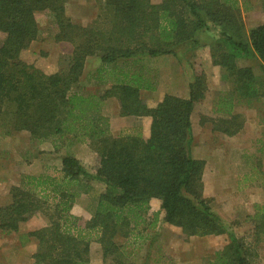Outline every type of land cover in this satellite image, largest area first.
Listing matches in <instances>:
<instances>
[{
  "label": "trees",
  "instance_id": "16d2710c",
  "mask_svg": "<svg viewBox=\"0 0 264 264\" xmlns=\"http://www.w3.org/2000/svg\"><path fill=\"white\" fill-rule=\"evenodd\" d=\"M97 1V19L83 26L67 16L68 0H0V32L7 35L0 45V140L20 132L37 144L69 138L87 144L99 159L92 172L65 155L61 169L11 187L10 203L0 206L1 233H18L36 214L48 221L22 237L37 241L33 264H93V242L101 246L103 264H135L117 239L149 236L145 230L154 229L161 214L148 217L154 199L161 202L164 222L186 237L226 233L204 198L206 161L193 157L191 116L208 92L206 76L194 77L188 99L166 94L150 108L140 93L154 90L157 78L140 58L177 56L179 48L193 52L200 40L209 41L212 65L220 68L222 82L232 86L217 103V112L225 115L203 120L211 123L213 132L238 135L245 119L232 112L235 101L253 106L264 100V77L238 65L239 60L256 58L264 71V23L246 35L235 0ZM41 11L53 15L55 41L73 46L71 54H60L58 70L51 74L21 56L38 38L35 14ZM91 57L101 62L93 77L105 88L85 93L79 82ZM109 100L115 101L121 117L148 118L146 132L132 128L112 135L103 112ZM257 143L263 152L264 132ZM262 171L258 173L264 181ZM94 182L103 191L83 227L71 210ZM251 219L253 241L233 236L207 264H256L255 248L264 236V205Z\"/></svg>",
  "mask_w": 264,
  "mask_h": 264
},
{
  "label": "rangeland",
  "instance_id": "374dc122",
  "mask_svg": "<svg viewBox=\"0 0 264 264\" xmlns=\"http://www.w3.org/2000/svg\"><path fill=\"white\" fill-rule=\"evenodd\" d=\"M235 2L241 10L246 35L253 28L264 23V0H235ZM99 13L100 5L97 0H68L66 4V14L75 24L89 25L97 19ZM35 17L39 35L37 40L23 51L22 59L48 74L55 73L58 70L60 54H71L73 46L68 42L55 41L58 27L52 13L36 12ZM6 37L5 33L0 32V45ZM205 38L207 39V36ZM200 42L202 44L200 43L193 52L185 53L182 47L178 49L177 56H157L156 59L159 61L156 62V66L150 60L149 64L143 58L140 59L151 69L153 75L155 74L156 82L159 79L165 81L164 91L166 92L179 91L182 86L186 87L185 81H192L200 73L205 74L207 84L209 81L210 90L206 93L205 99L195 105L192 115L193 156L206 161L203 176L204 198L210 202L227 230L225 234L219 236L186 237L180 229L164 222V215L160 209L161 202L154 199L150 215L151 212H161L162 215L159 216L160 220L154 229L145 230L149 236L143 240L117 239L124 245L130 260L135 264H207L215 252L222 250L233 236L243 238L247 243L253 241L254 225L251 218L257 208L264 205L263 175L258 173L259 169L264 172V151H259L260 146L257 143L264 132V100L258 104L254 103L253 106H248L244 103L245 101L239 104L235 101L232 112L242 114L247 124L236 136L229 137L213 132L209 121L203 123L205 119L225 115L223 111L217 112V99L220 95L218 92L229 93L232 91V86L228 82H222L220 68L212 65L209 41L204 43V40H200ZM143 57L146 58V56ZM98 60L88 61V68L80 79V89L85 93L101 92L105 88L93 77V68L100 63ZM238 62L240 67L249 66L255 75L264 77L262 62L259 59L250 58ZM158 66L159 68H156ZM172 79L176 85L175 90L172 87L174 86L171 83ZM221 102L222 100L218 103ZM142 130L144 133V128ZM68 142L58 143V148L52 147L49 142H47L48 145L47 143L37 144L30 141L27 132L1 139L0 205L7 203L13 183L25 182L24 175L27 172L53 173L49 169L57 168L64 155L80 157L81 159L78 160L81 164L88 171L93 172L99 160L96 153L80 142L75 143L73 147L71 144L75 141ZM255 163L260 167L259 169ZM93 203L90 208L92 213L96 200ZM34 222V227L48 224L43 214H40ZM0 244L2 245L0 264H11L14 258L21 255V252L16 256L15 252L5 250L6 245L9 244L7 237L0 236ZM255 249L258 254L255 257V263L264 264V236L258 248ZM93 255H97V252ZM27 257L28 255L23 252L20 259L22 262L27 261Z\"/></svg>",
  "mask_w": 264,
  "mask_h": 264
},
{
  "label": "crops",
  "instance_id": "0c3cea01",
  "mask_svg": "<svg viewBox=\"0 0 264 264\" xmlns=\"http://www.w3.org/2000/svg\"><path fill=\"white\" fill-rule=\"evenodd\" d=\"M168 56H172V55H168ZM142 58L144 60H146L148 63H149V60H150L151 63H153V65H155V66H156V62L159 61V60L156 59L157 57H146V58L142 57ZM90 59L98 60L99 58L98 57L88 58L86 60V64H85V71L88 68V61H90ZM98 61L100 62V60H98ZM142 62L144 63V61H142ZM100 66H101V62L98 64V66H95L93 68L94 69L93 74L96 72V70ZM241 67H249V66H241ZM156 68H159V66L156 67ZM162 71L164 72L165 70H162ZM192 81H193V79H192ZM192 81H190V80L185 81L186 87L182 86V88L179 91H177L178 92L177 93L176 91H174V92H172V91H169V92L168 91L167 92L164 91L165 81H162V79L161 80L159 79V80H157V85H156V87H155V89L153 91L142 90L140 95H141L142 100L150 108H153L158 103H160L163 100V98H164V96L166 94L174 95V96H177V97H180V98H183V99H188L189 98V92H190L189 91V86L192 83ZM171 83H172V85H174L175 82H174L173 79H172ZM207 86H208V91H209L210 90L209 81H208ZM172 87H173L174 90L176 89L175 88L176 85H174ZM225 92L224 93H222L221 91L218 92V94H220V95H219V97L217 99V103L220 101L221 97L224 96ZM110 108H112V111H110ZM194 109H195V107H194ZM103 112H104L105 116L109 117V119H110V131H111V134L114 135V136H119L124 131L132 129V128H144V132H146V128H147V125H148V118H146V117H140V118H137V117H121L119 115L118 106H117V104L115 103L114 100H109L105 104ZM193 113H194V111H193ZM233 113H235V112H233ZM191 121H192V127H193V131H194L193 116H191ZM245 126H247L246 121H245ZM245 126H244V128H245ZM63 141L65 143L68 142V141H69L68 143H73L74 142V141H72L69 138H66ZM63 141H62V143H63ZM49 143L52 144V147L54 146L55 148H58V146H59L58 143H53V142H49ZM59 143H61V142H59ZM75 143H77V142H74V144H71L72 147L76 145ZM82 144H84V143H82ZM47 145H48V143H47ZM84 145L88 146L87 144H84ZM193 153H194V151H193ZM74 158L81 159L78 156H75ZM61 167H62V160L60 161L59 165H57V168H55V169L52 168V169H49V170L54 171V170H57V169H61ZM43 174H46V173H44V172H40V173L27 172L26 175H24V179L27 178V177H35V176H40V175H43ZM23 182L24 181H19L18 183H13V186H19V185L23 184ZM90 185H91V189L88 191V193L82 194L76 200V203L74 204V206H73V208L71 210V213L73 215H75L76 217L80 218V221H81V223H83V225L81 223L80 224L83 227H84L85 223L87 221H89L91 219V217H92L93 213L90 210V208L92 207L91 203L94 204L93 202L97 199V197L103 191L102 186L99 185L98 183H91ZM10 201H11V199L9 197V199L7 200L6 204L10 203ZM151 205H152V201L150 203V206ZM0 206H3V205H0ZM149 215H150V213H149ZM160 215H162V214H160ZM39 216H40V214H36L28 222L22 223L20 225L18 233H12L10 235H7V234H4V233L0 232V236H5V237H7L9 239V244L6 245V249L5 250H8L11 253L15 252L16 256L19 255V253L21 252V255L19 257L17 256L16 258H14L12 260L11 264H16V263L17 264H33L32 255L35 253V251L37 249V241L35 240V238H30L29 240L23 241L22 237L27 235L30 232H33V231L38 230V229H40V228L45 226V224H42L39 227H34V223H35L34 221H36V218L39 217ZM159 220H160V217H159ZM1 246L2 245L0 244V247ZM3 250H4V247H3ZM23 252L25 254H27L28 257L26 259L27 261H23L22 262L20 258L22 257V253ZM94 252L95 253L97 252V255L94 256L93 255ZM90 258H91V262L93 264H103V255H102V251H101V246L98 243H96V242L91 243V246H90ZM94 258H96V259H94Z\"/></svg>",
  "mask_w": 264,
  "mask_h": 264
}]
</instances>
